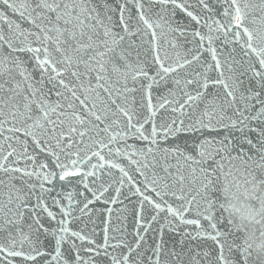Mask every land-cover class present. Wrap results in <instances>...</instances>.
<instances>
[{
  "label": "snow or ice",
  "instance_id": "snow-or-ice-1",
  "mask_svg": "<svg viewBox=\"0 0 264 264\" xmlns=\"http://www.w3.org/2000/svg\"><path fill=\"white\" fill-rule=\"evenodd\" d=\"M0 264H264V0H0Z\"/></svg>",
  "mask_w": 264,
  "mask_h": 264
}]
</instances>
